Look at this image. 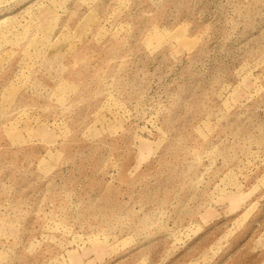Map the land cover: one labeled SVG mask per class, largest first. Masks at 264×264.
Here are the masks:
<instances>
[{
	"label": "rangeland",
	"instance_id": "374dc122",
	"mask_svg": "<svg viewBox=\"0 0 264 264\" xmlns=\"http://www.w3.org/2000/svg\"><path fill=\"white\" fill-rule=\"evenodd\" d=\"M0 264H264V0H0Z\"/></svg>",
	"mask_w": 264,
	"mask_h": 264
}]
</instances>
